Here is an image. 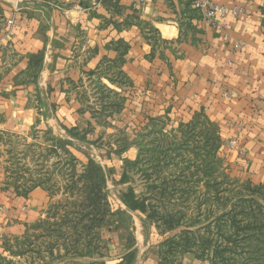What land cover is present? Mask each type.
<instances>
[{
	"label": "crops",
	"instance_id": "obj_1",
	"mask_svg": "<svg viewBox=\"0 0 264 264\" xmlns=\"http://www.w3.org/2000/svg\"><path fill=\"white\" fill-rule=\"evenodd\" d=\"M194 1L0 0V135L49 128L98 146L104 129L83 95L110 73L130 96L115 115L119 128L203 116L233 176L264 186V0H205L225 8L220 30ZM116 146L95 151L121 179L138 150ZM48 200L42 187L7 184L0 165V241L23 235Z\"/></svg>",
	"mask_w": 264,
	"mask_h": 264
},
{
	"label": "rangeland",
	"instance_id": "obj_2",
	"mask_svg": "<svg viewBox=\"0 0 264 264\" xmlns=\"http://www.w3.org/2000/svg\"><path fill=\"white\" fill-rule=\"evenodd\" d=\"M113 81L107 73L91 82L83 95L96 123L104 129V140L98 146L97 142L87 146L80 132L56 136L49 128L34 129L26 137L0 135V165L6 183L20 192L42 187L49 196L44 214L23 235L0 241V264H119L128 253L134 254L132 264H157L160 245L181 231L195 242L192 248L197 255L209 241L211 247L227 246L222 237L234 233L228 218L232 210L243 223L254 216L264 221V214L255 215L240 203L250 200L264 208V186L233 176L215 125L198 116L187 125L152 118L147 125L121 129L114 118L126 108L130 96L122 87L126 86L123 79L119 83L116 78L117 84ZM128 144L138 154L124 161L123 177L116 179L95 150L117 145L120 152ZM90 161L104 176L107 205L102 227L92 229L87 221L77 227L75 211L68 205L84 201ZM74 183L78 190L72 192ZM127 194V201H144L146 211L131 210ZM167 217L178 228L169 231L162 223ZM81 228L84 234L77 242L74 231ZM249 234L255 238L249 243L240 241L238 248L229 246L234 253L223 254L217 262L264 264V230ZM237 236L241 240L244 234ZM173 260L176 264H210L209 259H197L193 253L178 254Z\"/></svg>",
	"mask_w": 264,
	"mask_h": 264
},
{
	"label": "trees",
	"instance_id": "obj_3",
	"mask_svg": "<svg viewBox=\"0 0 264 264\" xmlns=\"http://www.w3.org/2000/svg\"><path fill=\"white\" fill-rule=\"evenodd\" d=\"M187 124H190V122ZM88 167L90 169L88 170V172H86V174L91 173V175L89 176V179L84 185V194H85L84 201L80 203L68 204V205H71V208L75 211L73 214L77 216V220H78V223L76 224L77 227H79L80 225H83V223H86L87 221V222H90L91 224L90 229L101 228L104 222V218L106 216V207H107V205L105 204L106 195L103 192L104 187H105V180H104V176L101 173V169L96 167L93 164V162L90 161L88 163ZM76 184L77 183H74L73 186L71 187L70 190L72 192L75 190H78ZM30 190H27L26 192H23V193H27ZM125 197H126V203L131 210L140 211L143 213L146 211V206H145L144 201L136 202L134 200L130 202V201H127L128 194ZM240 203L242 204V206H247L249 210L253 209L252 212L255 215L264 214V208L260 207L257 203L253 201L245 200ZM231 212H234V213L229 214L228 218L230 219V222H231L230 226L233 229L234 233L233 235L228 236L226 238H224V236L222 237V239L224 240L227 246L215 245V247H211V241H209L201 245V252L197 255L196 252H194L192 248L193 245L194 246L196 245L195 242L188 236L187 232L181 231L179 234L174 235L169 239H166L160 245V249L158 252L159 260L157 264H176L173 259L176 256H178V254L185 255V254H190V253L191 254L193 253L196 256V258L200 260H203L204 258L209 259L210 264H219L217 261L218 260L221 261V259H223L222 257L223 254H226L229 251L234 253L233 250L229 248V246L238 248L237 245L240 244V241H243V243H249L250 240H253V238H255V236L250 235L249 233L251 232L258 233L264 230V221L259 220L257 216H254L250 220V222L243 223L242 221L238 220L237 211L232 210ZM148 217H151V216H148ZM170 220H171V217H167L165 219L162 218V223L167 227L169 231L171 230L173 231L176 228H178L179 225L178 224L175 225L173 222H170ZM218 222L217 224H219ZM83 231H84L83 228L76 229L74 231V234L77 237V240H76L77 242L82 240V237L84 234ZM240 233L244 234L241 240H239L238 236L235 237L236 234H240ZM208 253H211V256H212L211 258H208L207 256L209 255ZM169 259H171V261ZM247 261H249V259ZM133 262H134V254L128 253L123 258H121L119 264H132Z\"/></svg>",
	"mask_w": 264,
	"mask_h": 264
},
{
	"label": "built area",
	"instance_id": "obj_4",
	"mask_svg": "<svg viewBox=\"0 0 264 264\" xmlns=\"http://www.w3.org/2000/svg\"><path fill=\"white\" fill-rule=\"evenodd\" d=\"M106 1H116V0H106ZM143 2L144 0H138ZM194 8L201 11L205 21L210 24L213 28L220 30L221 29V20L226 14L225 8L217 5H213L205 0H195ZM9 25L12 24V21L8 22Z\"/></svg>",
	"mask_w": 264,
	"mask_h": 264
}]
</instances>
